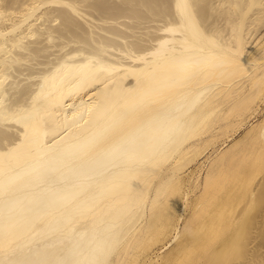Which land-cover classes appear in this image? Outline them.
Segmentation results:
<instances>
[{
  "label": "bare ground",
  "instance_id": "bare-ground-1",
  "mask_svg": "<svg viewBox=\"0 0 264 264\" xmlns=\"http://www.w3.org/2000/svg\"><path fill=\"white\" fill-rule=\"evenodd\" d=\"M220 260L264 264V0H0V264Z\"/></svg>",
  "mask_w": 264,
  "mask_h": 264
},
{
  "label": "snow or ice",
  "instance_id": "snow-or-ice-1",
  "mask_svg": "<svg viewBox=\"0 0 264 264\" xmlns=\"http://www.w3.org/2000/svg\"><path fill=\"white\" fill-rule=\"evenodd\" d=\"M181 7H182L181 26L192 28L198 31V28L195 24L194 17L191 11L192 6L188 3H184ZM168 30L170 29H166V31ZM17 147L22 149L25 147V145L22 143L21 145H18ZM97 264H99V262H97ZM217 264H229V262L227 260H220L217 262Z\"/></svg>",
  "mask_w": 264,
  "mask_h": 264
}]
</instances>
